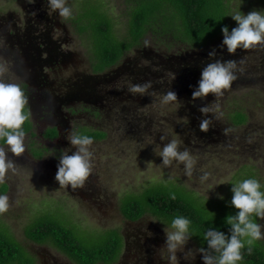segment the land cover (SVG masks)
<instances>
[{
  "label": "rangeland",
  "instance_id": "374dc122",
  "mask_svg": "<svg viewBox=\"0 0 264 264\" xmlns=\"http://www.w3.org/2000/svg\"><path fill=\"white\" fill-rule=\"evenodd\" d=\"M29 1L32 0H26ZM121 1L65 0L72 11L68 17L60 15L58 9L51 10L58 15L60 24L53 29L51 40L69 58L45 69L57 83L62 80L58 93L65 94L71 84H82L89 77L104 76L108 81L101 82L97 91L104 96L102 103L81 99L63 107L71 113V128L59 143L54 145L44 139L36 126L35 137L25 134L21 154L9 152L15 170H8L0 181V192L9 197V207L0 212V230L24 246L34 258L32 264H52L53 259L59 264H77L50 241L37 242L28 236L43 219H54L71 228L85 243L110 238L118 229L124 236L123 250L112 264H172L163 232V227L172 230L170 225H162L161 220L149 214L135 221L126 218L121 210L126 198L159 184L183 192L186 189L190 197L215 211L212 215L218 219L221 215L225 218L231 213L228 208L234 207L230 203L232 182L254 176L264 184V43L228 53L226 46H220L223 33L200 46L176 41L169 47L165 39L170 37L148 33L115 65L96 72L91 31H80L74 16L81 11L86 14L94 6L106 9L113 18L116 35L123 38L128 35L129 17ZM229 2L230 13L264 9V0ZM10 10L20 13L14 0H0V13ZM229 15L231 30L238 22ZM213 47L216 54L209 56ZM226 54L237 61L236 78L222 95L209 92L193 100L190 85L197 84L204 62ZM3 55L0 52V80L20 85V81L6 77L13 60ZM16 77L22 79L19 74ZM22 81L24 85L26 80ZM146 81H151V86L145 93L128 90L130 84ZM23 85L20 86L24 88ZM169 88L175 90L177 98L166 102L163 96ZM200 105H207L210 111L202 114ZM238 110L247 115L240 124L230 115ZM205 115L210 118L209 127L202 131L199 123ZM74 130L106 132L105 137L93 139L91 173L76 188L59 185L55 179V159L59 158L56 153L58 149L69 153L75 150L66 138ZM172 138L178 139L179 147L187 148L195 158L190 175L185 174L183 162L173 159L165 166L156 154ZM204 172L208 176L201 179ZM258 222L264 224V218ZM261 240L264 243V238ZM199 246L202 245L191 236L183 252L190 248L195 253ZM201 255L196 252L195 258L186 257L177 251L176 264H205Z\"/></svg>",
  "mask_w": 264,
  "mask_h": 264
},
{
  "label": "trees",
  "instance_id": "16d2710c",
  "mask_svg": "<svg viewBox=\"0 0 264 264\" xmlns=\"http://www.w3.org/2000/svg\"><path fill=\"white\" fill-rule=\"evenodd\" d=\"M121 3L129 17L128 35L123 38L116 35L113 18L106 9L94 6L88 13L81 11L74 16L80 31H91L96 58L93 67L96 72L115 65L125 52L137 47L148 33L170 37L164 40L168 47L176 41L200 46L218 37L222 33V25L231 26L229 0H122ZM227 54L219 59H229ZM25 107L28 111L27 104ZM230 115L238 124L247 119V115L239 110ZM32 125L29 116L23 125L25 133L32 131ZM52 131L49 129L50 134ZM85 132L94 139L106 136L102 130ZM35 154L39 155L37 152ZM4 185L6 189L7 184ZM185 190L183 192L176 187L161 184L152 186L126 198L121 207L122 213L132 221L149 214L168 225L174 215L188 216L192 228L196 230L192 236L202 246H206L203 232L208 227H218L227 233L230 226L225 223V218L221 215L216 219L204 203L190 197ZM229 209V214L238 211L235 207ZM32 230L28 233L30 238L37 242L50 241L77 264H112L123 250L124 236L118 229L113 231L110 238L100 239L96 243L83 242L71 228L54 219H43ZM257 241L250 246L251 252L247 251L248 245L241 249L243 258L238 264H264V243L261 239ZM30 256L13 236L0 230V264L16 261L32 264L34 258ZM25 258L27 261H24Z\"/></svg>",
  "mask_w": 264,
  "mask_h": 264
},
{
  "label": "clouds",
  "instance_id": "9594fccd",
  "mask_svg": "<svg viewBox=\"0 0 264 264\" xmlns=\"http://www.w3.org/2000/svg\"><path fill=\"white\" fill-rule=\"evenodd\" d=\"M53 9H58L59 14L68 17L72 14L70 6L65 0H49ZM238 23L229 30L227 24L221 26L223 33L220 46H226L228 52H235L237 48L248 49L257 43H264V9H256L244 13L237 11L230 13ZM216 49L213 47L208 51L209 56H215ZM243 61H241L242 63ZM238 69L235 59H213L203 65L197 84L193 87L191 97H204L212 92L215 95H222L231 82L236 78ZM242 71L243 69H239ZM151 86V81L144 83H132L129 85L130 92L145 93ZM177 98L175 90L169 88L163 96L164 101H172ZM28 96L24 89L14 82L0 80V181L3 180L8 170H15L14 160L9 152L15 155L25 150L24 122L30 113L26 110ZM199 111L204 114L210 111L207 105H200ZM208 116L200 120L199 128L207 131L209 127ZM75 150L71 153L61 152L55 179L59 185H70L72 188L81 186L92 170L90 145L94 137L83 131H72L66 136ZM163 139V136L161 137ZM180 141L176 138L170 139L163 145L157 155L162 157L161 162L167 166L173 159L183 162L185 174L190 175L195 164V158L187 148L179 147ZM208 176L204 172L201 179ZM232 196L230 199L238 211L235 214H228L225 223L229 225L228 232L218 227H208L203 232L206 246H199L195 253H201V259L205 264H238L242 260L241 249L248 245L247 251L251 252V245L264 238V224L258 222L257 218H264V184L254 176L237 180L231 184ZM173 198H174V194ZM9 197L6 193L0 192V212L9 207ZM212 212V211H211ZM213 213V212H212ZM214 215V213H213ZM156 221V220H153ZM162 225H163V221ZM172 230L163 227L164 244L169 252V260L176 264V253L180 251L186 257L195 253L188 249L183 252L184 246L196 230L192 228V221L188 216L177 214L172 216L170 221Z\"/></svg>",
  "mask_w": 264,
  "mask_h": 264
},
{
  "label": "flooded vegetation",
  "instance_id": "af4514ba",
  "mask_svg": "<svg viewBox=\"0 0 264 264\" xmlns=\"http://www.w3.org/2000/svg\"><path fill=\"white\" fill-rule=\"evenodd\" d=\"M14 4L20 7V13H15L14 10L5 12L6 14L0 13V52H3L4 58L13 60L7 67L11 70L6 72V77L8 75L13 77L15 82L20 81L21 86L24 82L22 80H26L23 89L28 96L27 106L33 129L25 134L35 137L34 129L38 126L44 139L56 145L71 128V113L63 107L81 99L102 103L104 96L97 91L102 86L101 82L108 80L104 76L89 77L81 82L83 85L71 84L65 94L58 93L59 85H63L62 80L57 83L45 70L46 66L69 59L58 49L56 42L51 40L53 29L60 26L57 23L58 15L51 12L49 0H14ZM17 74L22 79H18ZM49 129H53L52 134ZM36 152L39 156L43 155L41 151ZM61 152L62 149H58L56 154L60 155ZM55 161L58 164L59 158ZM53 260L52 264H59L57 259Z\"/></svg>",
  "mask_w": 264,
  "mask_h": 264
}]
</instances>
